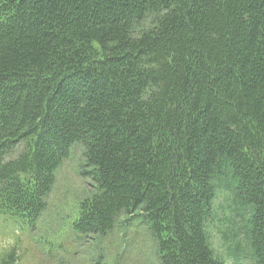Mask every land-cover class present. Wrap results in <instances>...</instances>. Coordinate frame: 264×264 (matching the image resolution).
I'll return each instance as SVG.
<instances>
[{"label": "trees", "instance_id": "1", "mask_svg": "<svg viewBox=\"0 0 264 264\" xmlns=\"http://www.w3.org/2000/svg\"><path fill=\"white\" fill-rule=\"evenodd\" d=\"M75 144L83 239L139 214L159 264H223L222 195L264 264V0H0V221L37 226Z\"/></svg>", "mask_w": 264, "mask_h": 264}, {"label": "rangeland", "instance_id": "2", "mask_svg": "<svg viewBox=\"0 0 264 264\" xmlns=\"http://www.w3.org/2000/svg\"><path fill=\"white\" fill-rule=\"evenodd\" d=\"M84 169L83 147L75 144L57 170L47 208L36 229L17 237L14 233L9 235L7 228L0 224V254L19 246L22 256L28 260L23 264H159L156 240L139 214L122 216L109 234L82 242L72 223L79 203L95 191L94 184L82 175ZM231 206V200L222 195L214 202V220L209 227L212 250L223 264H252L243 255L247 249L243 247L245 237L239 227L244 222L231 226L237 219L233 216L226 219V213L221 212ZM226 224L231 227H223ZM235 233L239 234L238 239L234 238Z\"/></svg>", "mask_w": 264, "mask_h": 264}]
</instances>
